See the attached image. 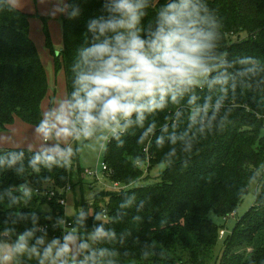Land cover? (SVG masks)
<instances>
[{
  "label": "trees",
  "instance_id": "16d2710c",
  "mask_svg": "<svg viewBox=\"0 0 264 264\" xmlns=\"http://www.w3.org/2000/svg\"><path fill=\"white\" fill-rule=\"evenodd\" d=\"M68 3L78 4L81 14L74 19L63 16L62 48L53 54L56 72L64 70L67 93L71 91V66L76 50L84 43L89 19L103 14V0H68ZM208 3L221 20L220 49L228 53V59L252 56L264 64V0H208ZM153 16L154 9H150L146 19ZM46 45L53 53L48 33ZM49 86L46 69L30 37V15L9 0H0V133L9 132L16 119L35 128ZM209 94L215 99L218 92L209 93L206 89L198 92L201 98L198 103ZM185 101L150 120L154 119L159 128L168 122L169 114L176 108L186 107ZM225 108L229 114L228 126L223 131L201 136L191 153L178 150L170 166L164 159L170 146L157 148L154 137L151 143L138 144L141 129H133L123 137L122 147L115 141L108 143L102 156L112 172L109 179L128 188L95 193L93 200L104 203L105 207H97L96 213L89 215L84 204L87 215L82 227L77 226V219L64 215L65 206L60 205L57 197L49 200L36 194L37 190H60L82 183L86 175L79 165V154L68 169L54 166L49 170L41 166L37 173L29 167L34 152L0 149V155L23 151L25 169L17 174L14 168L0 167L3 197L0 229L5 226V220L28 213L36 214L37 226L46 228L49 237L61 236L57 227L60 219L73 222L80 234L90 232L94 224L104 223L106 229L117 233L116 242L100 245L114 251L115 264H179L183 263L184 254L188 264H209L220 241V232L225 228L217 225L210 215L214 213L224 219L234 214L249 193V190L241 193L248 176L264 162V71L255 77L241 78L236 91H229ZM186 115L185 112V118ZM136 156L141 157L146 172L135 164ZM19 166L18 163L16 167ZM159 166H163L162 172L153 177L151 172ZM75 169L77 180H74ZM21 183L33 189L32 198L11 204L5 193L11 189L13 195L20 196L15 188ZM258 190L256 204L237 221L231 233L225 230L220 264H264V203L261 202L264 182ZM131 192L136 195L133 205L120 208ZM101 212L103 220L95 221V215ZM136 216L140 220L134 219ZM16 227L18 231L31 228V220Z\"/></svg>",
  "mask_w": 264,
  "mask_h": 264
},
{
  "label": "clouds",
  "instance_id": "9594fccd",
  "mask_svg": "<svg viewBox=\"0 0 264 264\" xmlns=\"http://www.w3.org/2000/svg\"><path fill=\"white\" fill-rule=\"evenodd\" d=\"M19 3L15 0L13 6ZM150 9L154 16L146 19ZM102 12L89 19L84 43L76 50L71 91L54 98L34 128L42 145L31 156L29 167L37 173L41 166L70 168L78 160L81 143H98L106 150L103 142L115 141L122 147L123 137L133 129L142 130L138 144L151 143L154 137L157 148L169 145L164 159L170 166L178 150L191 153L201 136L228 126L225 102L229 91H236L241 78L264 71L257 58L229 60L228 53L220 49L222 23L208 0H103ZM57 14L74 19L81 9L76 3L53 0L48 15L55 18ZM205 89L218 95L215 99L206 95L198 103V92ZM181 101L186 107L176 108L159 128L150 120ZM23 159V151L8 152L0 155V167L22 174ZM142 163L136 156L135 164ZM262 182L264 162L248 176L241 193ZM15 191L20 196L13 195L11 189L5 193L11 204L32 198L33 189L27 183L19 184ZM254 194L259 196L260 191ZM135 200V192H131L120 208H130ZM86 215L79 212L78 227L83 226ZM103 218L101 212L94 220ZM28 220L32 227L18 231L17 224ZM37 220L35 213L5 220L0 229V264H115L114 251L100 245L116 242L117 233L106 229L104 223L94 224L85 235L74 227L60 237L49 238ZM57 224L63 225V219Z\"/></svg>",
  "mask_w": 264,
  "mask_h": 264
},
{
  "label": "rangeland",
  "instance_id": "374dc122",
  "mask_svg": "<svg viewBox=\"0 0 264 264\" xmlns=\"http://www.w3.org/2000/svg\"><path fill=\"white\" fill-rule=\"evenodd\" d=\"M68 3V0H65ZM53 0H20L19 5L22 11L30 15V37L37 47L38 54L41 62L46 69L49 80V92L45 100L42 103V112L47 108L54 98H60L67 95L66 79L64 70L60 69L56 72L54 55L58 54L62 48V36H63V14H57L55 18L48 15L49 9L52 7ZM42 18H46L42 19ZM47 33L50 35L51 43L53 45V53L47 48L46 37ZM51 143V142H49ZM109 142L105 141L103 144L108 145ZM42 141L34 134V128L25 125L19 119H16L13 127L9 132L0 133V149H23L31 152H35L40 149ZM64 146V145H62ZM105 147L98 143H81V151L79 153V165L84 170V174L91 170L98 172V180L96 177H88L78 183V185L71 187L67 195V202L64 208V215L69 218L77 219L80 211L84 212V204L88 207L89 215H94L98 208H103L104 203L95 202L93 200L94 194L102 190H110L112 182L108 177L104 178L102 172V165L104 163L103 153ZM163 170V166L155 168L151 174L153 177H157ZM84 177V176H82ZM79 178L77 170L74 171V180ZM259 185L251 186L249 193L245 197L243 203L239 205L236 210V215L229 216L224 220L216 216L214 213L210 215L211 219L219 226H224V230L231 233L237 221L256 204V195L254 194L258 190ZM97 203V204H96ZM48 211V208H45ZM79 231V230H78ZM81 235H85L82 231ZM55 237V234L52 235ZM51 238V237H49ZM223 239L220 240L215 248V254L213 260L209 264H220V256L222 254ZM179 254V253H178ZM180 255V254H179ZM182 255V254H181ZM180 255V256H181ZM183 263H187V254L183 255ZM29 264H35L34 261Z\"/></svg>",
  "mask_w": 264,
  "mask_h": 264
},
{
  "label": "built area",
  "instance_id": "2783aa9c",
  "mask_svg": "<svg viewBox=\"0 0 264 264\" xmlns=\"http://www.w3.org/2000/svg\"><path fill=\"white\" fill-rule=\"evenodd\" d=\"M139 167L144 170L146 172V167L142 166V165H139ZM102 172L104 173V178L105 177H108L111 176L112 172L111 170L107 167L106 164L103 163L102 165ZM86 176H90V177H96V180H98V172H94V171H91L89 170L87 173H86ZM112 187H110L109 189L110 190H113V191H121V190H125L128 188V186H122L121 184L119 183H112L111 185ZM70 186H67L63 189H60V190H50V191H47V190H37L36 191V194H41L42 196H46L49 200H52L53 198H56L58 199V202L60 203V205L62 206H66V202H67V195H68V192L70 191ZM236 215V212L233 214V216ZM228 218H224V220L227 221ZM64 224L63 225H58L57 224V227L59 228L60 232H61V235H62V232H66V231H70L74 228V223L71 222V221H68V219H64ZM46 229V228H45ZM226 231L225 230H222L220 232V240L224 239L225 236H226Z\"/></svg>",
  "mask_w": 264,
  "mask_h": 264
},
{
  "label": "crops",
  "instance_id": "0c3cea01",
  "mask_svg": "<svg viewBox=\"0 0 264 264\" xmlns=\"http://www.w3.org/2000/svg\"><path fill=\"white\" fill-rule=\"evenodd\" d=\"M9 2L12 4V5H14L15 4V0H9ZM15 7H17V8H21V6L19 5V6H15ZM22 10V9H21Z\"/></svg>",
  "mask_w": 264,
  "mask_h": 264
}]
</instances>
